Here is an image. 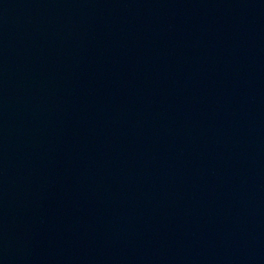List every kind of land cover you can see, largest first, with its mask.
Here are the masks:
<instances>
[{
    "label": "water",
    "instance_id": "95a60500",
    "mask_svg": "<svg viewBox=\"0 0 264 264\" xmlns=\"http://www.w3.org/2000/svg\"><path fill=\"white\" fill-rule=\"evenodd\" d=\"M0 264H264V0H0Z\"/></svg>",
    "mask_w": 264,
    "mask_h": 264
}]
</instances>
